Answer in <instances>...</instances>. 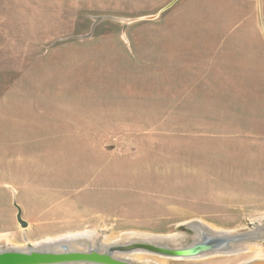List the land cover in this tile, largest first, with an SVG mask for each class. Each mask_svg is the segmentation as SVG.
<instances>
[{"label":"rangeland","instance_id":"obj_1","mask_svg":"<svg viewBox=\"0 0 264 264\" xmlns=\"http://www.w3.org/2000/svg\"><path fill=\"white\" fill-rule=\"evenodd\" d=\"M263 145L264 0H0V244L254 228Z\"/></svg>","mask_w":264,"mask_h":264},{"label":"water","instance_id":"obj_2","mask_svg":"<svg viewBox=\"0 0 264 264\" xmlns=\"http://www.w3.org/2000/svg\"><path fill=\"white\" fill-rule=\"evenodd\" d=\"M163 11V10H162ZM161 11V12H162ZM144 20L151 18H143ZM20 215L17 214L19 219ZM19 223L23 221L19 219ZM187 225L197 236L180 246L160 245L148 240L127 239L104 244L83 236L67 237L38 246L0 248V264H139L125 257L144 251L166 257H187L203 251L227 252L234 244L249 239H260L264 233L259 227L235 233L213 232L198 221ZM80 244V245H79ZM241 264H264V258H251Z\"/></svg>","mask_w":264,"mask_h":264},{"label":"bare ground","instance_id":"obj_3","mask_svg":"<svg viewBox=\"0 0 264 264\" xmlns=\"http://www.w3.org/2000/svg\"><path fill=\"white\" fill-rule=\"evenodd\" d=\"M195 221H198V220H193V221L187 222L185 224L192 226L193 225L192 223ZM198 222L201 223L203 225V227L205 226L207 229H210L213 232L235 233V232L241 231V229L233 231V232L219 231L218 229H216L214 227H209L208 225H206L205 223H203L201 221H198ZM255 226L259 227L260 230L264 233V219H260L258 224H256ZM249 229H253V228H248L246 230H249ZM75 236L83 237L84 235H82V234H68V235H64L62 237L55 238V239L42 240L39 242L30 243L29 245L38 246V245L42 244L43 242H48V241H53V240H58V239H64L67 237L70 238V237H75ZM196 236H197V232L195 231L191 235V240L194 239ZM186 237H187V235L185 232L177 231V232H174L171 234H166V235H155V234H144V233L132 232V233H128L124 236H120V237L103 236V237H99V238H100V241L104 244L111 243L113 241H121V240H127V239H138V240H148V241L160 244V245H169L171 247L172 246L177 247V246L183 245L182 240H184ZM89 239L93 243L96 238L95 239L89 238ZM190 241H188V242H190ZM261 241H264V235H262L260 239L255 238V239H251V240H245L242 242H238V243L234 244V247L227 252L203 251L201 253H198L197 255L187 256V257H166V256L155 255L153 253L144 252V251H136V252L127 254L125 257H128L127 259L131 260L132 262L139 263V264H162V261L159 258H165V259L166 258L167 259H201V258H206V257H211V256H216V255H228V254H232V253H238V252L246 251L250 247H254V246L260 247L263 245ZM29 245H26V246H29ZM26 246H12V245L9 246V245L0 244V248H24ZM262 258H264V257H262Z\"/></svg>","mask_w":264,"mask_h":264},{"label":"crops","instance_id":"obj_4","mask_svg":"<svg viewBox=\"0 0 264 264\" xmlns=\"http://www.w3.org/2000/svg\"><path fill=\"white\" fill-rule=\"evenodd\" d=\"M261 147H264V145H263V146H261Z\"/></svg>","mask_w":264,"mask_h":264}]
</instances>
